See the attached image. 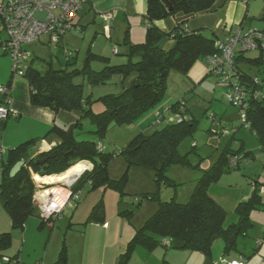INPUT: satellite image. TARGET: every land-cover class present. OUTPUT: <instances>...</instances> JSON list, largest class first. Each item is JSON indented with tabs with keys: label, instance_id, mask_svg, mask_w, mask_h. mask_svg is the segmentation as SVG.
<instances>
[{
	"label": "rangeland",
	"instance_id": "obj_1",
	"mask_svg": "<svg viewBox=\"0 0 264 264\" xmlns=\"http://www.w3.org/2000/svg\"><path fill=\"white\" fill-rule=\"evenodd\" d=\"M7 1L0 0V3ZM223 1L217 0L216 3ZM240 3L245 5L248 13L245 16L243 30L247 32L251 26H256L257 29L263 27L264 0H249L248 3L240 0ZM225 8L222 12H225ZM180 14L183 13L177 12L175 17L169 16L163 19L165 20L163 28L168 33L162 42L165 47L173 45L169 33L175 26L176 19H180ZM90 17L85 18L84 28L65 31L62 45L51 42L49 33L42 35L41 42L36 40L37 44L26 43L24 47L28 44L27 50L31 53L29 57H34V67L44 72L50 63H53L56 68L67 66L69 69L78 68L81 71L86 62L95 70H102L108 65L128 63L129 25L123 24L119 33L113 32L110 36L105 30L102 19L99 18L95 22L90 20ZM0 27L2 36L5 37L6 32L1 17ZM144 28V38L136 41L138 43L146 39L145 22ZM216 30L220 35L223 34L221 23L216 26ZM205 33L208 36L214 35L210 30H206ZM136 42L131 41V43ZM66 47L70 51L69 56ZM0 49L4 52L2 46ZM92 52L96 55L88 60ZM244 54L251 58L262 54L264 58V50L261 51L259 48L246 50ZM68 57L71 59L70 63ZM30 58L24 60V65L30 63ZM241 66L252 75L258 74V77H264V68L261 66L246 62H241ZM209 70L208 64L202 59L196 61L189 72L172 69L168 74L164 97L133 122L111 125L101 140L105 152L114 155L108 165V173L114 182L113 185L92 187L86 182L81 186L78 199L70 201L57 219L38 227L40 219L32 215L28 218L23 231L12 229L10 226L12 245L7 252H18L19 264L53 263L65 244L70 264L71 261L74 264H83L103 254L109 257L113 252L118 253L121 248H126L136 229L143 226L156 212L159 201L175 199L179 202H187L203 171L213 167L221 158L225 159V151L236 154L229 155V158L230 162L232 158L240 159L239 166L232 165L229 168L224 164V172L210 182L208 191L226 209L225 225L238 222L239 204L249 200L255 187H261L264 182V147L249 127L247 115L242 112L238 103L231 102L227 98L226 87L218 81V75L210 73ZM135 75V71L124 74L120 70L113 69L105 82L93 83L82 71L74 76V81L82 84L83 99L90 103L94 112H99L105 107L103 97L108 94H120L124 88L132 85ZM2 77L4 74L0 71V79ZM14 77H20L27 82L21 72H15ZM0 83L4 84L2 81ZM178 101H184L190 114L194 116L195 126L192 133L184 137L179 144V152L189 154L190 164H171L167 169L169 179L166 178V184L159 186L154 168L129 163L121 150L139 134L149 136L168 123L183 119V116L172 108V105ZM82 113L83 109L80 107L71 110L60 109L56 114L58 119L56 125L68 130L73 127V134L77 139H95L93 133L95 126L88 119L83 120L82 125L74 126ZM211 113L215 116L211 117ZM52 132L54 133L52 135L56 134L55 131ZM260 187V202L249 212L251 224L246 234L237 235V245L243 241L256 242L259 237H263L264 193ZM100 200L104 207V219L96 217L89 219L94 206ZM32 220L36 225L30 224ZM219 240L223 241V239ZM179 242L176 239L171 240L172 248L179 245ZM159 246L163 249L161 245ZM136 247L144 248L140 245Z\"/></svg>",
	"mask_w": 264,
	"mask_h": 264
},
{
	"label": "trees",
	"instance_id": "obj_2",
	"mask_svg": "<svg viewBox=\"0 0 264 264\" xmlns=\"http://www.w3.org/2000/svg\"><path fill=\"white\" fill-rule=\"evenodd\" d=\"M216 2L217 0H147V11L143 18L147 28L146 39L139 43L129 42L128 63L108 65L102 70H95L86 62L81 71L78 68L69 69L67 66L55 68L50 65L44 72L33 65L24 67L21 73L30 86L33 104L50 106L56 112L60 109L82 108L83 113L74 126H80L83 120L88 119L95 126L93 133L96 137L95 139H77L74 134L69 133L68 129L55 124L51 131H55L59 142L50 150L35 153L33 150L35 138H32L11 147L7 156H0V196L13 227L24 228L27 219L32 215L39 217L40 225L55 220L54 218L44 219L38 212L34 202L36 191L34 174L37 175L36 173L52 177L82 160H89L93 163V167L83 171L73 184V191L79 194L81 186L86 182H89L92 187L113 185L114 182L108 173V165L114 155L105 152V147L99 149V142H102L111 125L131 123L155 106L165 95L168 74L172 69L189 72L199 59L205 60L210 68L208 58L212 54L219 53L220 47L217 41L223 36L215 32H213L214 35L208 36L203 28H190L187 21L202 12H214L217 9ZM248 2L249 0L245 3ZM177 12H182L184 18L181 21L176 19L175 26L169 33V37L173 39V45L165 47L162 42L168 33L158 25L157 21L169 16L175 17ZM262 19L264 22V15ZM259 30L264 31V27ZM245 51L241 48L236 51L235 65L238 78L246 86L247 123L264 147V77L260 78L258 74L252 75L241 66V62H246L264 68V58L262 54L259 57H248L244 54ZM94 55L96 54L90 53L88 60ZM70 62L71 59L68 57V63ZM113 69L120 70L124 74L135 71L134 81L120 94L104 96V109L94 112L90 103L83 99L82 84L76 83L74 76L83 71L93 83L105 82ZM209 71L213 73L212 70ZM256 78L260 81L256 82ZM239 106L242 109L241 105ZM172 108L181 114L183 119L168 123L149 136L139 134L121 150L129 163L154 168L159 186L166 184L167 169L171 164H190L189 154H181L179 144L184 137L192 133L195 126L194 116L190 114L184 101H178L172 105ZM10 116L11 112L8 117ZM229 155L236 154L225 151V159L221 158L213 167L203 171L187 202H179L175 199L159 201L156 212L143 226L136 229L115 264H130L134 249L138 245L150 251L159 245L172 247L173 239L180 241L175 248L201 251L208 256H211L214 241L219 238L225 242L226 253L235 250L236 237L238 234L248 232L251 224L249 212L260 202L261 197L259 196L260 186H257L249 200L239 204L237 208L240 214L239 221L225 225L227 211L210 195L208 187L212 180L224 172V164L229 168L232 165L239 166L240 159H236V163L232 164ZM21 159L26 161L25 164L15 176H10L11 168ZM40 179L43 180L42 177ZM92 217L104 219V207L101 200L90 213L89 219ZM11 242L10 231L0 232L1 259L3 256H8L2 251L8 248ZM9 257L19 261L18 255ZM3 262L10 264L4 260ZM67 262L65 244L54 264H67ZM161 264H167V261L163 260Z\"/></svg>",
	"mask_w": 264,
	"mask_h": 264
},
{
	"label": "crops",
	"instance_id": "obj_3",
	"mask_svg": "<svg viewBox=\"0 0 264 264\" xmlns=\"http://www.w3.org/2000/svg\"><path fill=\"white\" fill-rule=\"evenodd\" d=\"M85 5L86 8H84ZM227 5L229 6L225 8V6ZM216 6L217 9L214 12H209V11L202 12L194 17H191L187 21L189 27L192 29L203 28L205 31L210 30L212 32H215L219 36H224L235 25L240 23L241 25L244 26L245 18H246L245 16H247L248 13L245 8V5L241 4L240 0H224L222 3L219 4L216 3ZM223 8H225L224 9L225 12H222ZM108 11L112 12L114 16V19L110 22V27L112 29L109 28V26H104L103 23L102 25L105 27L106 32H108L110 36L113 32L114 34H116V32L119 33L120 31L119 29L122 27L123 24H128L129 27L127 30L128 32L127 37L129 39V42L140 41L141 39L144 38L145 28H144L143 18H144V14L147 11V0H89L88 2L84 3L82 9L79 11L78 15L75 18V22L79 23V26L84 28L83 23H85L86 17L89 18L91 16L90 20L97 22L99 18L102 19L100 14L102 12H108ZM84 14L86 15L83 17ZM89 14L90 16H88ZM180 15L181 17L179 20L181 21V19L184 18V15L183 14ZM157 23L162 28L165 26V20L163 19L157 21ZM219 23H221V27H223L222 35H220L216 30V26ZM251 27L257 28L256 26H251ZM258 29H262V27ZM0 36H2V32L0 33ZM42 38L43 36L39 39L40 40L39 42L42 41ZM34 42L35 44H37V41ZM57 44L62 45V39L61 42ZM27 45L24 48L27 49L28 48ZM66 48L67 51L68 47ZM6 53L0 49V71L4 74V77H2L0 81H2L4 84L9 83L11 98H10V102L7 104V107L10 108L11 112L13 113L8 118H0V151L2 152V156L4 157L7 156L8 150L11 147H15L20 143L30 140L32 138H35V142L33 143V150L35 151V153L48 151L54 145H56L57 142H59L58 136L56 134L52 135L54 133L51 131L53 125L58 123V119L56 115L58 111L57 112L54 111V109L51 108L50 106H39L31 102V95H30L31 92L28 82H25L20 77H14V72L12 71L11 68L12 58L9 55H6ZM30 59L31 60L28 65H33L34 57ZM28 65L25 64V68ZM50 65L54 67L53 63H50ZM1 96L2 94L0 92V101L2 100ZM81 162H85L84 164L85 168L83 171L93 167V163L89 160H82L79 163ZM82 172L80 174H82ZM35 177L36 175L34 174V178ZM42 178L44 181L48 183L56 182V181H48L47 178H51L48 176ZM0 180H1V170H0ZM35 180H36V184L39 182H43V181H38L36 178ZM27 222L28 219L26 221V224ZM30 224L36 225V222H33L32 220ZM44 224L40 225L39 222L38 227H42ZM70 224L71 222L69 223V225ZM10 226L12 227V229H19L22 231L25 228L24 227L21 229L12 226L11 218L8 215V213L5 211L0 196V232L10 231L9 229ZM29 226L28 228H30ZM262 235L264 236V231ZM219 239H216L214 241V244L212 246L211 256H208L201 251L191 250L188 248H172L171 246L165 247L163 245H161L163 249L160 248V246L159 247L157 246L151 251L146 250L144 248L136 247L130 259V264H161L163 260H166L167 264H220L225 261L239 259L240 256L245 257L244 264H264V245L257 247V243L255 242V240L252 241L251 243L243 241L239 245H237L236 243L237 248L235 250L226 253L224 251V247H222L223 245H225V242L224 240L220 242ZM11 245L12 242L9 247H11ZM9 247L2 251L4 255L19 256L18 252L15 253L7 252ZM123 250L124 247L121 248L118 253L113 252L109 257L103 254L102 256H98L95 259L85 262L83 264H115L119 260L120 254ZM136 255H138L137 256L138 258H136ZM152 255H154L153 259H151ZM55 262L53 263L45 262V263L54 264ZM71 263L74 264L73 261H71ZM0 264H5L1 259V257H0ZM67 264L70 263L67 262Z\"/></svg>",
	"mask_w": 264,
	"mask_h": 264
},
{
	"label": "built area",
	"instance_id": "obj_4",
	"mask_svg": "<svg viewBox=\"0 0 264 264\" xmlns=\"http://www.w3.org/2000/svg\"><path fill=\"white\" fill-rule=\"evenodd\" d=\"M248 0H245L247 2ZM86 0H8L0 3V17L5 37L0 36V46L12 58L13 72H22L24 60L31 53L24 48L26 43L39 40L45 33H49L50 41L60 43L65 31L72 28H79L75 18L82 9ZM100 16L104 25L110 27V22L114 19L112 12H102ZM244 26L237 24L231 30L218 39L217 45L220 47L219 53L209 56L208 62L210 70L218 75V81L226 87V96L231 102L238 103L242 107V112L246 113V86L238 78L235 65V56L238 49H264V31L259 29L243 30ZM112 29V28H111ZM70 54V51H66ZM259 82V78L255 79ZM0 92V118H7L11 110L7 107L10 102L9 84H1ZM259 94V92L257 93ZM13 112H11L12 114ZM160 116V114H159ZM214 113H211V117ZM99 149L104 148V144L99 142ZM2 152L0 151V156ZM237 158H232L231 163L235 164ZM72 181H60L55 183L39 182L36 184L34 202L40 216L44 219H57L65 206L72 200L77 199L78 193L73 191ZM260 190L264 193V182ZM168 242V241H167ZM258 246L264 245V236L256 240ZM2 260L10 264H19L17 259L3 256ZM245 258L225 261L222 264H244ZM42 264V263H38Z\"/></svg>",
	"mask_w": 264,
	"mask_h": 264
},
{
	"label": "bare ground",
	"instance_id": "obj_5",
	"mask_svg": "<svg viewBox=\"0 0 264 264\" xmlns=\"http://www.w3.org/2000/svg\"><path fill=\"white\" fill-rule=\"evenodd\" d=\"M85 162H81V163H78L74 166H72L71 168H69L68 170L60 173V174H56L54 176H52L51 178H47L48 181H58L60 182L61 180L63 181H72V180H75L77 177L79 178V176H81V172L84 170L85 168ZM88 164V163H87ZM47 176V175H45ZM45 176H41L40 174H37L36 175V179L38 181H43L44 183H48V182H45L44 180L40 179L41 177H45ZM55 183V182H54Z\"/></svg>",
	"mask_w": 264,
	"mask_h": 264
},
{
	"label": "water",
	"instance_id": "obj_6",
	"mask_svg": "<svg viewBox=\"0 0 264 264\" xmlns=\"http://www.w3.org/2000/svg\"><path fill=\"white\" fill-rule=\"evenodd\" d=\"M69 133L70 134H73V127L72 128H70V130H69ZM41 161H43V160H41ZM25 160L24 159H21V160H19V161H17L14 165H13V167L11 168V170H10V176H15L20 170H21V168L23 167V165L25 164ZM80 177V176H79ZM78 178V177H77Z\"/></svg>",
	"mask_w": 264,
	"mask_h": 264
},
{
	"label": "clouds",
	"instance_id": "obj_7",
	"mask_svg": "<svg viewBox=\"0 0 264 264\" xmlns=\"http://www.w3.org/2000/svg\"><path fill=\"white\" fill-rule=\"evenodd\" d=\"M83 173V172H82ZM79 178H76V181L78 180Z\"/></svg>",
	"mask_w": 264,
	"mask_h": 264
}]
</instances>
